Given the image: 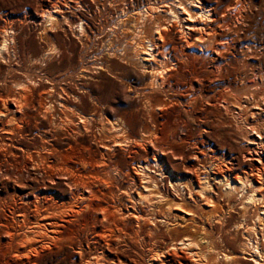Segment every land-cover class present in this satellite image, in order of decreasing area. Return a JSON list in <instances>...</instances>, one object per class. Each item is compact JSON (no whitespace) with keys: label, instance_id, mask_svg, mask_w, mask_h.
Wrapping results in <instances>:
<instances>
[{"label":"rangeland","instance_id":"374dc122","mask_svg":"<svg viewBox=\"0 0 264 264\" xmlns=\"http://www.w3.org/2000/svg\"><path fill=\"white\" fill-rule=\"evenodd\" d=\"M52 1L0 0V23L7 19V16L20 21L31 14L39 13V15H43V9L45 8L43 7L44 5H50V7H53L57 4L66 10L65 13H62L63 15L68 14L69 16L73 15L76 17L85 15L87 18L86 22L88 23V25H85L88 26L87 30L89 32L86 37L81 35L79 29L76 30L73 28L71 31L69 26H64L66 28L64 30L69 34L67 35L59 26L50 30L49 28L51 27L47 24L46 30L49 33L50 43H53L59 51L56 52V50L53 52V54L50 55L51 57L49 56V59V57L45 56L49 42L39 40L38 38L40 36L39 33L42 32L40 29L45 28V25L43 24L44 21L41 18H38L39 21L36 23L28 22L24 24V29L19 30V41L24 42V44H21L20 48L17 49L18 52L20 51V55H18L19 59L13 57V54L11 56L12 58L7 60L0 58V60L3 61H0V85H3V91L0 93L2 96H6L5 92L9 91L7 85H10L9 82L11 80L9 77L12 74H15L20 79H26L30 74L29 77L36 79L38 83L41 82V84H43L39 88L40 91H37L35 94L36 97H34L35 99L33 98V102L31 101L28 105V109L26 108L24 111L28 114V119L26 120L25 125H23L22 137L17 135L18 141L16 142L26 143V148L33 151L36 150V143H60L61 147H64L67 143H81L84 147H92L93 151L100 153L101 151H105V143H113L119 138V136L117 137L111 131L114 130L112 128L114 124V126H117V119H122L123 121L125 120L124 122H127V124L133 126L134 131L137 134L140 133L142 127L148 128L147 126H149L151 134L157 129L156 131H158V133L155 135L156 139L150 135L152 137L151 140V137L148 136L150 137V143L153 141V143L156 144L154 147L157 150H167L169 154L168 157L174 163L176 162V160H173L175 154L178 156L177 153H179V157H184L186 155V159L188 152L191 151V145L193 142H198V140L200 148L203 150L208 149L212 144L213 150L210 151L212 154H226V159L228 161H230L231 158L236 157L234 161L237 162L236 165L240 172L245 170V166L243 165L245 162L243 160V155L246 151L254 146L255 150L264 152V101L261 99L262 97H258V99L255 100L254 97L251 96V90L253 87L256 89L251 83L260 82L257 88H259L258 91L261 94L264 89V0H213L217 2L216 18L220 19L221 23L215 21L210 25L202 23V25L196 26L194 29H196L197 32H200H196L193 37L189 38L188 43L185 42V37L181 36L182 26L178 23L169 26L167 24L168 22L162 18V16H159V18L162 19L160 20V23L162 22V25L167 26V28H162L163 32L161 31V33L163 39L159 40V35L153 33L151 25L148 22V26L146 25L144 28V32L146 33L145 37L155 42L157 53L160 56H170L174 62L179 65L178 69H174L173 72L168 75L167 82L169 84L167 83L166 88L164 87L152 91L148 85L150 74L143 73L140 66L133 62L132 57L134 52L132 53V51L135 46L133 39L135 38L134 31L136 27L134 26L140 22V19L138 18L140 17L139 12L148 8L150 5H153L155 2L154 0ZM65 1L69 2L72 5V8H65ZM181 1L186 6L190 7L192 5L188 0ZM173 2L174 0H166V2L163 0V2L159 1L158 4L160 7L162 6L164 9H167L165 6H171L173 5ZM194 10V12H200L198 7H195ZM57 14L59 15V13ZM129 26L133 27L131 28ZM225 33H230V39H236L235 41L237 43H232L231 40L228 42L229 40L224 39L225 37L222 38ZM237 33L238 35H236ZM79 38H82V40ZM86 39L90 40L88 41ZM84 43L87 46H85ZM215 47H219V53L221 54L215 52ZM255 47L257 48L255 49ZM249 54L251 56H249ZM213 58H218L219 61H213V63ZM10 60L13 61V64ZM188 60L190 63L189 66L186 63ZM8 65H14L12 66L14 69H8ZM220 66L228 69L219 71L221 68ZM43 67L45 68L43 69ZM41 68L44 70L43 73L40 72L42 70ZM147 68L150 69L149 67ZM216 68L218 71L215 70ZM193 69H197L201 73L203 70V73L200 74V76L203 75V78L200 77L198 81L201 82L203 79V84H205L206 88L211 87L212 89H215V91L219 90V92L226 91L225 94H227V100L230 101V106H232L233 103L236 104L237 101L243 103V107L245 108L243 109L244 113H241L242 111L240 113L242 115L244 114L242 118L245 119V121L247 120V123L249 124L248 126L245 125L243 121L238 130L234 117H231V112L228 113L223 107L222 109H220L221 107L219 109H214L212 106L213 102H211L212 104L210 105L206 100H202L203 98H201L199 93H194L199 86V83L195 81L196 74L194 75ZM258 71H260V73ZM204 74L206 76H204ZM170 85L172 86L171 88ZM247 86H251L252 88L250 87V89ZM61 88H65L63 91L64 93L66 92L65 94L61 92ZM226 88L229 89L226 90ZM49 90L51 91V96L48 97V99L47 97H45V99L44 97L42 98L43 101H45L44 103H47L52 108L49 110L50 115H48V113L43 118L39 111V100L41 99L40 93L41 95H44L47 91L49 92ZM73 95H75L76 98H74ZM233 96H240L242 97V100H237ZM59 101L68 102L67 104L73 108H71V110L75 117L65 115L66 112H62V107L58 104ZM167 103L170 105L168 106ZM162 104L164 107L161 110H157L156 107L159 105L161 106ZM151 105L154 106L153 109L150 108ZM76 107L78 108L77 110ZM236 109V112L240 111L239 106H236ZM0 111H3V113H0V122L8 124L7 126L12 128L21 127L22 123L19 116H15L14 114L8 115L6 112L7 109L3 107L1 103ZM78 114L79 116H86L90 120V132L84 128L82 123H80ZM49 116L51 117L50 119L47 118ZM72 118L74 119L72 120ZM62 120L65 121L63 122ZM101 121L105 125L108 122L109 125L107 124V126H105ZM143 124L146 125L143 126ZM199 126L207 129L208 132L202 133ZM78 129H80V132H76ZM249 130L251 131L249 132ZM81 131H83L82 134H80ZM76 133L78 134L77 136H75ZM248 138H252L253 141H255L253 142L255 144L259 142L260 146L250 143ZM139 143L138 146L134 147L135 149L133 148L132 151H130L131 155L128 152L119 149V147H116L115 152H111L113 165L119 163L118 161L127 162L131 157L142 160L146 159L147 152L152 149V147L149 145L144 146L141 144L142 142ZM142 145L145 148L142 147ZM168 150H171V152ZM26 160L27 159L23 156L18 158L6 157L3 152H0V196L2 197V200H0V218L5 215L3 207L5 203L8 205L7 207L10 205H28V202L31 201L29 196H32V194L36 192V189L38 190L39 187H42V179L40 177H38V179L34 178L32 173L34 171L29 168L28 165H30V163ZM177 162L182 165L184 163L187 166L192 164L191 161L187 159L183 161L179 160ZM182 170L183 169L179 167L177 170H174V172L175 174H178L183 172ZM57 181V183L52 185L55 188L60 183L64 184L59 179H57ZM126 181L127 180L122 179L119 180L118 187L121 190L126 191L129 188L125 183ZM64 189L69 190L65 184ZM53 191L57 190L54 189ZM55 193L57 192H53L52 194L55 196L63 195L61 192L58 193L60 195ZM121 194V198L119 196L117 199L124 209L123 212L125 215L122 218H124V220L127 219L126 222L128 221V233L132 234L137 226V218H133L131 213L136 214L141 211L145 221L148 223L144 225L143 228L142 237H144L145 242L143 243L144 240L139 241V244L138 242H131L129 240V242L133 244L130 245L132 248L130 247L128 253L120 250V255L124 254L129 257L133 256L131 250H134L135 247L140 251V255L143 253L139 260H141L143 264H148V251L152 248L159 233L158 231H154V226L151 225L152 221H149L151 220L150 216H152L150 205L148 202H132L129 196L137 197L135 193H131L129 196L126 195V193L121 192ZM67 201L68 199L62 200V204L66 205L65 207H59L53 204L48 208H58L61 211H68V209H72V211L79 209L83 210L85 208L86 210L84 209L83 213L81 210L79 214L69 217V219H77L76 222H79L76 226V231L80 229V224L85 223L84 220L86 218H90L92 221L96 217L99 219L95 226L92 224V227L87 226L85 231L79 232L80 234L77 232V238L84 239L88 234L91 235V238L95 231L103 229V224L100 221L101 218H103V215L95 210V206L98 203L106 205V201L93 199L92 197L88 199L86 198L80 205L76 203L77 205L75 204L74 206L68 205ZM134 207H136V210ZM161 209H163L162 212H165L164 210L166 207ZM205 209L207 210L209 207L205 205ZM172 212L179 215L178 217L181 216L182 218H188V215L181 209H173ZM231 214L232 219L230 225L226 229V234L228 236L225 238H227V242H221V239L216 240V242L221 250L227 248L226 250L234 249L238 251L236 254L239 255V260L236 264H254L253 261H250L252 259V257L249 256L250 254L245 255L247 258L245 260L243 259V254L240 253V246L245 241L243 236L244 230L243 228H241V230L239 229L240 232L235 230L237 229L236 227H238L235 224L237 223L238 216L235 212H232ZM16 216H18V213L12 216L11 219L12 223L21 234L20 240H23L27 235H30L32 240L41 239L44 243L49 241V236L53 235L52 233H49V236L46 235V240L39 238L36 233H31L35 230V228H33L34 224L26 223L25 218H21V222L20 220L15 219ZM182 218H180V221H182ZM74 229L75 228H73V230ZM0 231H2L1 228ZM2 234V242H5L7 240L6 234ZM152 234H154V237ZM172 234L176 235V232H173ZM76 242H79L78 239H76ZM39 253L40 254L36 257L32 256V260L30 262L27 260V262L23 261L24 259L11 260L10 256L4 255V252L0 251V264H23L24 262L27 264H73L75 259L74 251L69 247H64L62 249L56 247L52 252L42 250ZM174 258L177 260L176 262H178L179 259L177 257ZM163 259L164 258H162V260ZM163 261L166 260L164 259ZM154 262L157 263V260ZM159 264L163 263L159 262Z\"/></svg>","mask_w":264,"mask_h":264},{"label":"bare ground","instance_id":"6f19581e","mask_svg":"<svg viewBox=\"0 0 264 264\" xmlns=\"http://www.w3.org/2000/svg\"><path fill=\"white\" fill-rule=\"evenodd\" d=\"M154 1L153 5H150L148 8L139 12L140 17L138 18L140 19V22L134 26L136 27L134 31L135 38L133 39L135 46L132 51V53L134 52L132 57L133 62L140 66L143 73L145 72V74H150L148 85L151 91L164 87L166 88L168 75L173 72L174 69H178L179 65H177V63H175L170 56H160L157 53L155 42L145 37L146 33L144 32V28L148 22L151 25L153 33L159 35V40L163 39L161 33L162 28H167L166 25L161 24L162 22L160 23V20L162 19H160L159 16H162V18L168 22L167 24L169 26H172L174 23H178L182 26L181 36L185 37L184 40L187 43L188 39L193 37L197 32V30L194 29L196 26H200L202 23L210 25L215 21L221 23V20L216 18L217 2L213 0H188L192 4L190 7L184 5L181 0H174L175 3L173 2V5L165 6L167 9H164L162 6L160 7L158 4L159 1L163 2V0ZM69 2L65 1L64 4V7L67 9L69 7L72 8V5ZM43 7H45L43 9V15H39V13L31 14L24 17V19L20 21L7 16V19L0 23L1 59H10L12 58V54L13 57L19 59L18 55H20V51L18 52L17 49L20 48L21 44H24V42L19 41V30L24 29V24L28 22L36 23L39 21L38 18H41L44 21L43 24L45 25V28L40 29L42 32L39 33L40 36L38 38L39 40L49 42V46L45 54L47 57L52 55L53 52L57 50L55 45L50 43L49 33L46 30L47 24L50 25V30L58 26L64 30L66 29L64 26H69L71 31L73 28L76 30L79 29L81 35H84V37L88 36V26H85L86 24L88 25V23L86 22L87 18L85 15L78 17L73 15L69 16L68 14L63 15L62 13H65L66 10L58 6V4L53 7H50V5H44ZM193 7H198L200 12H194L195 10ZM57 13H59V15ZM64 33L69 35L66 30H64ZM230 33H225L223 36H220H222V38L225 37L224 39L229 40L228 42H230ZM236 35H238V33ZM80 40H82V38ZM235 40H231V42L237 43ZM85 46L87 45L85 44ZM215 48V52L221 54L219 53V47ZM256 48L257 47H255V49ZM56 52L59 51L57 50ZM249 56L251 55L249 54ZM13 61L10 60L12 64ZM213 61L216 62L219 60L218 58H213L212 62ZM186 63L188 66L190 65L189 60ZM12 66L8 65L7 68L10 69ZM223 66H220L221 68L219 67V71L228 69ZM44 68L45 67H43V69ZM43 69L40 72L43 73ZM215 70L218 71L217 68ZM193 72L194 75L196 74L195 81L199 83V86L194 91L195 94L199 93L201 98H203L202 100H206L210 105L212 104L211 102H213L212 106L214 109H219L220 107V109H222L223 107V109L228 113L231 112V117H234L238 130L240 129L243 121L245 125H249L247 120L245 121V119L242 118L244 114L242 115L241 113H244L243 109L245 108L243 107V103L241 101H237L238 103L235 101L236 104L231 102L233 104L230 106V101L227 100V94H225L226 91L220 90L222 92H219V90L215 91V89H212L211 87L206 88L205 84H203V79L201 82L198 81L200 77L203 78V75L200 76V74L203 73V70L201 73L197 69H193ZM258 72L260 73V71ZM29 76L26 79H20L15 74H12L9 77L11 81L9 82L10 85H7L9 91L5 92L6 96H2L0 93V103L7 109V114L19 116L22 123L21 127L12 128L7 126L8 124L0 122V152H3L6 157L18 158L23 156L27 159L26 161L30 163V165H28L29 168L34 171L32 172L34 178L38 179V177H40L42 179V187H39L38 190L36 189V192H34L32 196H29L31 201L28 202V205H10L7 207L8 205L6 203L4 204L3 207L5 215L0 218V228L2 229V231H0V251L4 252V255L10 256L11 260L24 259L23 261L28 260L30 262L32 260V256L36 257L42 250L52 252L56 247L58 249L69 247L74 251L75 255L73 264H143V262L139 260L143 253L140 255V251L135 247L134 250H131L133 256L129 257L124 254L120 255V250L128 253L131 247L130 245L132 244L129 240L131 242H138L139 244V241L144 240L143 243L145 242L144 237H142L143 228L144 225L148 223L145 221L141 211L136 214L131 213L133 218H137V226L132 234L128 233V221L126 222L127 219L124 220V218H122L125 215L123 212L124 209L117 199L120 195H122V192L126 193L128 196L131 195V193H135L137 197L129 196L132 202H148L150 205L152 216H150L151 220L149 221H152L151 225L154 226V231H158L159 233L152 248L148 251V264H159V262L163 264H221V262L222 264L238 263L239 255L236 254L238 251L234 249L226 250L227 248L221 250L216 242V240L219 239H221V242H227V238H225L228 236L226 234V229L230 225L232 212H235L238 216L237 223H235L238 227H236L237 229L235 230L237 232H240L239 229L241 230V228L244 230L243 236L245 241L240 246V253L244 256L243 259L246 260L247 258L245 255L250 254L249 256L252 257L250 261H253L254 264H264V152L255 150L254 146L246 151L243 155V160L245 161L243 165L245 166V170L240 172L236 165L237 162L234 161L236 157L231 158V160L228 161L226 159V154H212V152H210L213 150L212 144L208 147V149L203 150L200 148L198 140V142H193L191 145V151L188 152V156L186 158L191 161L192 164L187 166L183 163L182 165L177 161L186 160V155L184 157H179V153H177L178 156L175 154L173 160H176V162L174 163L168 157L169 154L167 150H157L154 147L156 144H154L153 141L150 143V135L156 139L155 135L158 133V131H156L157 127L152 134L149 131V126H147L148 128L142 127L140 129V133L137 134L134 131L133 126L127 124V122H124L125 120L123 121L122 119H117V126H114V124L112 126L114 130L112 129L113 131H111L117 137L119 136V138L113 143H105V151H101L100 153L93 151L92 147H84L81 143H67L64 147H61L60 143H36V150H29L26 148V143L16 142L18 141L17 135L22 137L23 125H25L26 120L28 119V114L24 111L26 108L28 109L29 103L34 97H36L35 94L37 91H40L39 88L43 85L41 82L38 83L36 79ZM204 76L206 75L204 74ZM259 83H251L252 86L256 87V89L253 87L251 90L252 93H254H251V96L254 97L255 100L258 99V97H262L261 99L264 101V89L261 94L258 91L259 88H257ZM2 86L0 85V92L3 91ZM171 87L172 86L170 85V88ZM247 87L250 88L251 86ZM64 89L61 88V92H63ZM228 89L226 88V90ZM50 92V90L49 92L47 91L44 95L42 94L43 96L40 93L41 99L39 100V111L43 118L49 113V110H51L52 107L47 103H44L45 101H43L42 97H44V99L47 97L48 99V97L51 96ZM73 96L76 98L75 95ZM234 98L242 100V97L240 96ZM67 103L64 101L58 102L59 106L62 107L61 109L63 111H61L63 113L66 112L65 115L74 116V113H72L73 111L71 110L72 106H69ZM163 104L156 107V109L161 110L164 107ZM236 106H239V112H236ZM153 107L154 106L151 105L150 108L153 109ZM77 109L78 108L76 107V110ZM0 113H3V111H0ZM48 115H50V113ZM47 118L50 119L51 117L49 116ZM79 118L80 123H82L84 128L89 131L90 120L86 116L82 115H80ZM73 119L74 118H72V120ZM62 121L64 122L65 120ZM107 124L109 125L108 122ZM107 124L104 125L107 126ZM145 125L143 124V126ZM199 129L202 130V133L208 132V130L204 129L202 126H199ZM83 131H81L80 134H82ZM250 131L251 130H249V132ZM76 132H80V129ZM77 135L78 134L76 133L75 136ZM248 139L250 140V143L255 142L252 138ZM139 142H142L141 144L144 146L149 145L152 147V149L147 152L146 159L142 160L130 156L131 158H129L127 162L118 161L119 163L113 165L111 152H115L116 147H119V149L130 154V151L140 144ZM143 145L142 147H144ZM255 145L260 146V143L258 142ZM168 151L171 152V150ZM179 167L183 169V172L175 174L174 170H177ZM57 179L62 181L69 188V190L64 189V184L62 183H60L56 188L53 187L52 185L58 182ZM121 179L127 180L125 183L129 187L127 189L128 191L121 190L118 187L119 180ZM54 189L57 191H53ZM53 192H57L55 194L61 192L63 195L58 194L61 197L55 196L52 194ZM92 197L93 199L106 201V205L97 202L98 204L95 206V210L103 215V218L100 220L103 224V229L100 231L96 229L97 231L93 233V237L91 238V235L88 234L86 238L79 239L77 238V232L79 233L81 231H85V228L87 226L92 227V224L95 226L99 220L98 217H93V221L90 218H86L84 220L85 223L80 224V229L76 231V226L79 222H76L77 219L72 220L69 219V217L79 214L82 209L74 211H72V209H68V211H61L58 208H48L53 204L55 206L65 207L66 205L62 204L63 199H68V205L74 206L76 203L80 205L86 198L88 199ZM0 200H2L1 196ZM205 205H207L209 209L206 210ZM163 207H166L164 210L165 212H162L163 209L161 208ZM134 209L136 210V207H134ZM173 209H181L188 215V218H182L181 216L178 217L179 215L172 212ZM16 213H18V216H16L15 219L22 222L21 218H25L26 223L34 224L33 228H35V230L31 233H36L39 238L46 240L45 236H49V233H52L53 235L49 236V241L43 243L41 239L32 240L30 235H27L25 239L20 240L21 234L16 229L11 219V217L16 215ZM180 218H182V221H180ZM73 228L75 229L73 230ZM173 232H176V235H173ZM2 233L6 234L7 240L5 242H2V235H4ZM153 235L154 234H152V236ZM76 239H78L79 242H76ZM174 257L179 259L178 262H176L177 260ZM162 258L166 261H163L164 259L162 260ZM155 260H157V263L154 262ZM23 264L27 263L24 262Z\"/></svg>","mask_w":264,"mask_h":264}]
</instances>
